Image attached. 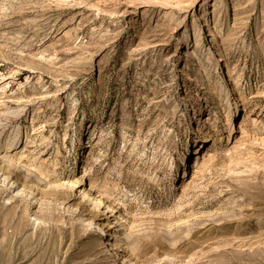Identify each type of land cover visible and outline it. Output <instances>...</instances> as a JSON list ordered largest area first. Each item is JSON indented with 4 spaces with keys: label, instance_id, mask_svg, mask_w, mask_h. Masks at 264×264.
I'll list each match as a JSON object with an SVG mask.
<instances>
[{
    "label": "rangeland",
    "instance_id": "374dc122",
    "mask_svg": "<svg viewBox=\"0 0 264 264\" xmlns=\"http://www.w3.org/2000/svg\"><path fill=\"white\" fill-rule=\"evenodd\" d=\"M0 155V264H119L83 192L132 264H264V0H0Z\"/></svg>",
    "mask_w": 264,
    "mask_h": 264
},
{
    "label": "bare ground",
    "instance_id": "6f19581e",
    "mask_svg": "<svg viewBox=\"0 0 264 264\" xmlns=\"http://www.w3.org/2000/svg\"><path fill=\"white\" fill-rule=\"evenodd\" d=\"M218 55L216 52L213 53V56H216ZM42 112V107L39 108L38 110V113H41ZM6 125V124H5ZM16 130V129H15ZM237 131V125H234V122L231 123V135L234 134V132ZM18 135H19V128L17 129V131L15 132V140L14 142L9 145L7 147V152L10 151V150H13L11 149V147L13 146H16L17 145V138H18ZM45 150H42V152H44ZM80 153H77V156L75 158H78V155ZM6 155L4 156H1L0 155V158L2 159L3 162H8L9 165H15L16 167L20 168L21 167V164H19L18 162H15L14 160H12V158H8V161H6ZM75 158L73 160H75ZM70 161V166H69V170L66 174H64L63 176L66 177L67 179V184L63 183H54V181H47L44 183V187L48 188V190H51L52 192H55V193H60L61 190H66L67 191H70L72 193H75L77 192V189L76 188H80L83 184V176L79 177L78 176L76 177L75 173H76V166L74 167H71L72 165V161ZM203 159L200 160L198 166L201 164ZM43 162V161H42ZM56 163V162H55ZM8 165V166H9ZM56 165H58V163H56ZM76 165H79V161L76 163ZM197 166V167H198ZM4 172L6 174V178L7 176L10 177L11 175V171L9 168H5V166L3 165V163L0 164V173L1 172ZM50 176V175H49ZM4 178L3 180H0V182L4 183V185L6 184L7 182V179ZM29 179H17L16 181L20 183V187L18 190H17V193L18 194H26V196L28 197H31L32 194H34V191L36 190H39L40 189V184H42V181H39V184L37 183H33L31 184L29 181ZM25 189H29L28 193L26 192ZM34 189V190H33ZM62 192V191H61ZM16 193V195H17ZM88 194L87 192H83L80 194V204L81 203H90V207H92L95 211L99 212V213H102L103 216H107L108 218V222H106L104 225V227H100V230L102 232H106V233H109V236L112 237V240H109V242H111V247L114 249L116 248V253H115V256L118 257L117 258V261H119L120 263L119 264H122V261L123 259L125 258L126 259V256L119 253L118 252V248H125L124 252L128 250V247L126 246V239L129 237L128 235L125 234V238L122 239L120 238V236H118L117 232L113 230V228L115 227L114 226V223L116 220H118V212H116V207L114 206V204L112 202H109V201H106V198H104L103 194L100 193L98 196H96V198L91 200L90 198H88ZM30 199V198H29ZM105 209V210H104ZM121 217V216H120ZM119 217V218H120ZM82 221L85 223V224H88V225H95L97 226L98 223H95L94 221V218H93V215H91L90 217H86L84 215H82L81 217ZM122 219V218H121ZM99 227V226H98ZM107 235V234H106ZM108 236V235H107ZM116 240L115 242H112L113 240ZM125 241V242H124ZM134 248V247H133ZM127 260V263L128 264H132V261L129 260V259H126ZM117 264V263H116Z\"/></svg>",
    "mask_w": 264,
    "mask_h": 264
}]
</instances>
